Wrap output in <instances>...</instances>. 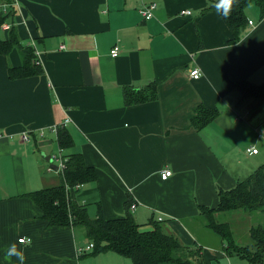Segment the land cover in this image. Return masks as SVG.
Wrapping results in <instances>:
<instances>
[{
    "label": "crops",
    "instance_id": "1",
    "mask_svg": "<svg viewBox=\"0 0 264 264\" xmlns=\"http://www.w3.org/2000/svg\"><path fill=\"white\" fill-rule=\"evenodd\" d=\"M151 2L157 7L145 19L139 8ZM213 3L14 0L16 11L1 24L0 38L12 26L20 42L36 50L42 72L11 79L7 68L21 64V52L0 54V264H131L112 251L78 253L91 242L85 231L49 225L28 194L62 178L46 160L61 148L54 125L73 140L63 153L80 152L96 170L74 195L90 217L129 211L140 230L161 217L186 246L216 240L199 219L200 206H215L219 188L264 163V99L242 97L236 87L244 79L264 82V16L246 9L252 24L232 43L220 0L207 9ZM193 68L198 78L189 74ZM151 81L155 100L124 103V86ZM199 104L219 114L198 130L190 118ZM22 131L30 135L27 142L19 138ZM249 145L258 152L247 153ZM164 169L171 173L162 179ZM22 236L29 240L19 242ZM210 244H201L209 262L223 255ZM12 246L22 260L10 254Z\"/></svg>",
    "mask_w": 264,
    "mask_h": 264
},
{
    "label": "trees",
    "instance_id": "2",
    "mask_svg": "<svg viewBox=\"0 0 264 264\" xmlns=\"http://www.w3.org/2000/svg\"><path fill=\"white\" fill-rule=\"evenodd\" d=\"M213 0L211 7L215 8ZM14 0H0L4 10L0 14V26L8 17L15 13ZM253 3L259 12V18L264 16V0H231L228 6L219 10V14L228 26L230 42L239 40L248 18L246 7ZM228 15L225 16L224 12ZM6 39L0 38V54H7L17 47L21 52L22 62L19 66L7 68L11 79L40 74L42 66L36 58L32 45H23L16 33L9 27ZM236 87L242 97L264 99V82L254 83L249 80L236 82ZM124 103L137 104L156 99V82L151 81L141 88L124 86ZM219 114L216 107L203 104L196 106L190 118L195 129H200L215 119ZM57 141L61 148L73 147V140L68 130L57 129ZM59 184L28 193L43 212V218L49 225L70 226L82 228L88 239L93 243L92 254L112 251L129 258L131 264H211L202 258V245H184L179 238L164 229L159 221L151 220L152 228L140 230L131 213L126 211L122 216L105 218L100 211L96 217H90L86 207L74 198L77 185L84 184L96 178V170L85 163L80 152L67 154L65 168L61 173ZM218 200L215 206H200L199 217L203 226L219 236L220 251L224 256H237L249 264L264 263V224L251 225L247 228L250 242L239 244L228 222L218 221L217 214L230 210L264 211V163L258 165L247 176L238 179L234 186L217 190ZM128 208V205L126 206ZM239 264V263H238Z\"/></svg>",
    "mask_w": 264,
    "mask_h": 264
},
{
    "label": "rangeland",
    "instance_id": "3",
    "mask_svg": "<svg viewBox=\"0 0 264 264\" xmlns=\"http://www.w3.org/2000/svg\"><path fill=\"white\" fill-rule=\"evenodd\" d=\"M252 6L255 7L253 3H250L246 7V9H248L249 7H252ZM246 9H245V11H246ZM251 9H253V8H251ZM252 16L255 17V15H252ZM244 144H245V142H244ZM258 156H262V155L259 154ZM262 159L263 158H261V160ZM249 173L246 174V172H244V171L239 172L238 177L240 179L244 178ZM80 185L81 184H79L77 187H79ZM216 218L218 221L228 222L231 226V230H233V232H234L235 240L239 244H246V243L250 242L249 235L247 232V228L251 225L264 224V211H249V212H247V211H244L241 209L230 210V211H225V212H219L217 214ZM199 219L201 220V217H199ZM188 228H189V226H188ZM190 232L193 233V231L191 229H190ZM210 233H212V232L210 231ZM213 235L215 236V239H216V240H213V242H212V240L207 241V240L201 239V241H199V243H201V244H210L211 243L210 246L217 248L218 252H220V249H221L220 238H219V236H217L215 234H213ZM216 254L219 256H217V258H215V259L213 258L211 260V264H238V263L239 264H249L246 260H242V259L238 258L237 256H229L226 258V256L221 255L219 253H216Z\"/></svg>",
    "mask_w": 264,
    "mask_h": 264
},
{
    "label": "built area",
    "instance_id": "4",
    "mask_svg": "<svg viewBox=\"0 0 264 264\" xmlns=\"http://www.w3.org/2000/svg\"><path fill=\"white\" fill-rule=\"evenodd\" d=\"M1 6H3L2 9L4 10V5H1ZM156 7H157V5L154 2H151L149 4H143L139 8V13L145 19L151 18L153 16V11L155 10ZM181 12L182 13H189V11H186V10H182ZM247 24L251 25L252 24V20L248 19ZM35 53H36V50H35ZM117 53H118V46L114 45L110 49V54L112 56H116ZM189 74L192 76V78H198L200 76V72H199V70L197 68L191 69L189 71ZM51 130H54V131L57 130V126H55V125L52 126ZM0 135H1V133H0ZM29 137H30V135H29V133L27 131H22V132L19 133L20 140H22L24 142H27L29 140ZM245 151L247 153H249V154H256L258 152V149L255 146H253V145H249V146L245 147ZM66 159H67V155H65L63 153V149L62 148H59L58 151L54 155H52V157H51V160H53L54 163H56L58 170H60L62 172H63V169L65 168ZM48 169L51 170L52 167L48 166ZM170 173H171L170 169H164L163 171H161L160 176H161L162 179H165L167 176L170 175ZM135 206H136V203L131 202L129 204V209L132 210V209L135 208ZM157 221H162V218L158 217ZM28 240H29V238H26L24 236L18 238L19 242H26ZM92 248H93V243L89 242V243H87V245L85 247L84 246L83 247L82 246L78 247L77 251H78V253H82V252L86 251L87 249L89 251H91Z\"/></svg>",
    "mask_w": 264,
    "mask_h": 264
},
{
    "label": "clouds",
    "instance_id": "5",
    "mask_svg": "<svg viewBox=\"0 0 264 264\" xmlns=\"http://www.w3.org/2000/svg\"><path fill=\"white\" fill-rule=\"evenodd\" d=\"M231 0H220V3L217 4V7H224V6H228L230 4ZM224 15L227 16L228 12L225 11ZM10 254H15L18 257L21 258V260L23 259V255L21 251H18L15 246H12V248L10 249Z\"/></svg>",
    "mask_w": 264,
    "mask_h": 264
},
{
    "label": "water",
    "instance_id": "6",
    "mask_svg": "<svg viewBox=\"0 0 264 264\" xmlns=\"http://www.w3.org/2000/svg\"><path fill=\"white\" fill-rule=\"evenodd\" d=\"M46 160L50 163L51 162V157L50 156H47L46 157ZM50 165L54 166V168H56V166L52 163H50Z\"/></svg>",
    "mask_w": 264,
    "mask_h": 264
}]
</instances>
